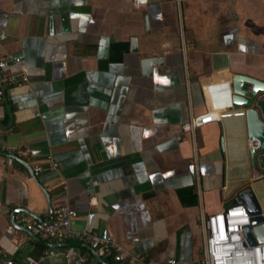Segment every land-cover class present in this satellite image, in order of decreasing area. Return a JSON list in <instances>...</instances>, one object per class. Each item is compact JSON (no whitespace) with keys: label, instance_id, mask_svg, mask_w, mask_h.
<instances>
[{"label":"crops","instance_id":"0c3cea01","mask_svg":"<svg viewBox=\"0 0 264 264\" xmlns=\"http://www.w3.org/2000/svg\"><path fill=\"white\" fill-rule=\"evenodd\" d=\"M2 57L0 75L26 81L0 102V150L21 152H0V264H68L42 258L68 246L80 264H115L30 236L22 212L10 223L19 209L47 222L65 206L72 230L155 264H201V219L245 188L264 220V150L251 163L243 116L180 130L231 107L233 75L264 83V0H0ZM146 58L160 60L148 76ZM254 104L264 122V92ZM48 159L56 172L34 178Z\"/></svg>","mask_w":264,"mask_h":264},{"label":"built area","instance_id":"2783aa9c","mask_svg":"<svg viewBox=\"0 0 264 264\" xmlns=\"http://www.w3.org/2000/svg\"><path fill=\"white\" fill-rule=\"evenodd\" d=\"M148 0H131V6L139 9ZM18 65V60H13ZM7 61L0 58V71L5 69ZM26 81L23 73L0 77V102L4 97L5 85L19 86ZM38 116V113L35 114ZM243 110L237 111L232 107L211 105L203 113L191 117L180 125L183 133L192 134L202 126L219 122L230 117H242ZM258 141L250 140L249 149H257ZM0 152L14 158L21 152L15 148H1ZM44 165V168L42 167ZM57 165L50 159L32 167L31 174L35 178L43 170L56 172ZM77 217L76 213L65 206H59L51 211L48 223L20 214L21 227L30 236L51 242L84 244L98 257H109L115 264H155L143 260L122 248L108 235L96 232H77L71 229V221ZM249 226V217L242 205H233L221 209L214 214H208L201 219V229L204 233L201 264H264V243L251 246L243 236V228ZM52 258L68 264H80L82 259L73 247H64L60 251L48 250L42 258ZM5 264H12L6 261ZM26 264H32L26 263ZM173 264V263H170Z\"/></svg>","mask_w":264,"mask_h":264},{"label":"water","instance_id":"95a60500","mask_svg":"<svg viewBox=\"0 0 264 264\" xmlns=\"http://www.w3.org/2000/svg\"><path fill=\"white\" fill-rule=\"evenodd\" d=\"M131 49L132 51L135 49L133 42ZM159 63L160 60L155 58H146L141 60L140 67L142 74L144 76H148L150 74V68ZM230 88L231 107L243 110L247 138L249 140H257L259 143L257 149L249 150V159L252 163L253 156L264 150V122L259 119L257 111L253 108L255 105L254 101L257 96L264 92V83L249 76L235 74L231 77ZM18 162L24 165L22 161ZM262 186L264 188V180H262ZM233 205H242L249 217V226L243 228V236L245 240L251 246L256 243H264V220L260 216L258 205L251 190L249 188H245L240 191L234 198L231 206ZM19 212L23 213L24 210L19 209L10 213V223L13 226H15L13 215ZM48 221L45 222V224L48 223ZM92 254L99 262L102 263L100 257H98L94 252H92Z\"/></svg>","mask_w":264,"mask_h":264}]
</instances>
